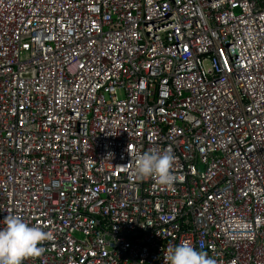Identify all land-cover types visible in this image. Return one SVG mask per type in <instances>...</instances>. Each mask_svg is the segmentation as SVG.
Here are the masks:
<instances>
[{"label": "built area", "instance_id": "built-area-1", "mask_svg": "<svg viewBox=\"0 0 264 264\" xmlns=\"http://www.w3.org/2000/svg\"><path fill=\"white\" fill-rule=\"evenodd\" d=\"M164 150L174 184L132 176ZM13 215L51 233L23 264H264V0H0Z\"/></svg>", "mask_w": 264, "mask_h": 264}, {"label": "clouds", "instance_id": "clouds-1", "mask_svg": "<svg viewBox=\"0 0 264 264\" xmlns=\"http://www.w3.org/2000/svg\"><path fill=\"white\" fill-rule=\"evenodd\" d=\"M174 156L169 150L145 151L135 159L131 174L138 180L152 179L160 186H171L177 177L172 168ZM51 239V233L39 226H29L20 217L8 216L0 228V264H23L25 258L38 256L39 245ZM165 264H217L207 252L197 250L186 242L170 247L164 256Z\"/></svg>", "mask_w": 264, "mask_h": 264}, {"label": "rangeland", "instance_id": "rangeland-1", "mask_svg": "<svg viewBox=\"0 0 264 264\" xmlns=\"http://www.w3.org/2000/svg\"><path fill=\"white\" fill-rule=\"evenodd\" d=\"M29 56H30V54H29L28 47L27 46H23V48H22V59L26 60V59L29 58Z\"/></svg>", "mask_w": 264, "mask_h": 264}]
</instances>
